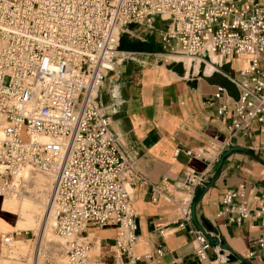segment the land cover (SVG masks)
I'll use <instances>...</instances> for the list:
<instances>
[{"label": "built area", "instance_id": "1", "mask_svg": "<svg viewBox=\"0 0 264 264\" xmlns=\"http://www.w3.org/2000/svg\"><path fill=\"white\" fill-rule=\"evenodd\" d=\"M155 16L169 22L163 38L179 45L181 56L203 61L249 57L237 76L228 75L237 96L225 97L222 86L213 94L215 100L223 98L218 116L230 114L228 140L198 156L212 149L210 160L216 162L253 121L264 131L260 0H0V197L24 168L56 176L51 209L54 228L66 241L61 264H141L164 252L162 247L137 252L140 238L127 178H146L137 172L100 101L105 77L117 66L122 32L131 23L150 25ZM181 151L177 148L176 154ZM205 180V172L186 176L178 222L182 229L193 220L195 188ZM160 195L155 186L152 200ZM243 195L241 189L227 190L222 213L233 222L253 216L264 224V195L254 208L239 201ZM109 223L118 228L115 243L106 257L93 258L87 229ZM189 232L196 255L206 259L212 246L207 233L195 226ZM13 237L6 233L0 245L10 248ZM258 248L249 255L259 252L264 258V233ZM42 252L36 249L37 258L43 254L50 262Z\"/></svg>", "mask_w": 264, "mask_h": 264}, {"label": "crops", "instance_id": "2", "mask_svg": "<svg viewBox=\"0 0 264 264\" xmlns=\"http://www.w3.org/2000/svg\"><path fill=\"white\" fill-rule=\"evenodd\" d=\"M260 2L264 6V0ZM168 24L160 16H155L150 25L129 24L120 37L117 66L100 89V101L110 113L111 128L121 135L137 172L146 178H127L140 238L137 252L155 253L158 247L164 250L162 255L154 254L141 264H264L259 252L249 255L252 250L258 251V238L264 233L260 219L251 216L233 222L228 213H222L223 196L229 189L243 190L239 201L251 208L264 195V131L260 123L253 121L233 137L216 162L210 160L212 149L204 157L197 154L228 140L230 114L218 116L223 98L215 100L213 94L222 86L225 97L237 96L238 90L228 75L237 76L248 66L249 57H212L199 62L192 59L191 64L175 59L173 56H181L179 45L163 38ZM209 101L214 102L210 105ZM232 146L242 149L232 151L218 168L221 155ZM177 148L182 149L179 154ZM190 171L205 172L206 180L195 188L196 217L182 229L178 224L182 219L180 200ZM155 186L161 192L157 201L152 200ZM2 222L0 219V228L7 229L8 224ZM191 226L220 240L218 245L212 243L204 260L195 253ZM11 232L17 235V231ZM117 233L113 223L90 224L87 234L92 249L98 248L92 257H106ZM231 254L237 256L235 260H229Z\"/></svg>", "mask_w": 264, "mask_h": 264}, {"label": "rangeland", "instance_id": "3", "mask_svg": "<svg viewBox=\"0 0 264 264\" xmlns=\"http://www.w3.org/2000/svg\"><path fill=\"white\" fill-rule=\"evenodd\" d=\"M131 56L128 55L127 58ZM4 81L8 83L9 79L5 78ZM52 184L49 176L33 171L31 178L24 182L22 187L15 186L17 189L15 193L9 191L0 197V219L2 223L8 224L7 229L0 228V231L12 233L13 230L17 231L18 235L13 233L16 249H18V259L9 260L6 250H0V253L5 255L0 259V264H61L63 262L65 239L63 240L55 233L53 221L48 225H42L41 221V219L48 218L46 204L49 201ZM22 231L24 232L21 234ZM55 246L62 248L60 249L62 252L58 255L52 250ZM38 247L50 255V262L46 263L43 254L37 258L36 249ZM93 253H98V248L92 249L91 254Z\"/></svg>", "mask_w": 264, "mask_h": 264}, {"label": "bare ground", "instance_id": "4", "mask_svg": "<svg viewBox=\"0 0 264 264\" xmlns=\"http://www.w3.org/2000/svg\"><path fill=\"white\" fill-rule=\"evenodd\" d=\"M122 53V52H121ZM173 58H175V59H183V60H185V62L186 63H190L191 64V62H192V58H189V57H184V56H180V55H177V56H173ZM213 59L214 60H217V57H215V56H213ZM195 61H197V62H199L200 61V59L199 58H196V60ZM33 171H39V172H42V173H44V174H46L47 176H49L50 178H51V180H52V187H51V193H50V197H49V201L47 202V204H46V211H47V215H48V218L46 219V218H44V219H41V221H42V225H45V224H50V223H52V221H53V224H55V214H54V212H53V210L51 209V204H52V193H53V191H54V188H55V182H56V176H54L53 174H48V173H46V172H43V171H40V170H37V169H31V168H29V167H27V168H24L21 172H19V173H17V175H15L14 176V180H13V184L11 185V190L10 191H13L14 193L17 191V189H16V187L15 186H19V187H22L23 186V183L24 182H26L27 180H29L30 178H31V175H33ZM7 193V192H6ZM18 193V192H17ZM40 196V195H39ZM42 198V197H41ZM43 198H44V196H43ZM37 201V200H36ZM52 218V220H51V218ZM53 227H54V225H53ZM54 230H55V228H54ZM55 233L60 237V238H62L63 239V237H61L56 231H55ZM6 233H0V235H1V237L3 236V235H5ZM64 240V239H63ZM16 242L14 241V237H13V240H12V242H11V247L10 248H6L4 245L3 246H1L0 245V248L4 251V250H6V255H7V258L9 259V260H17L18 258H17V256H18V249H16ZM61 245V244H60ZM56 247V246H55ZM54 247V249L52 248V250H53V252L54 253H56L57 252V255L59 254V253H61L62 251L60 250V249H62L61 247L60 248H55ZM66 248V247H65ZM58 249H59V251H58ZM64 250V249H63ZM5 255L4 254H2V252L0 253V259L1 258H3Z\"/></svg>", "mask_w": 264, "mask_h": 264}, {"label": "water", "instance_id": "5", "mask_svg": "<svg viewBox=\"0 0 264 264\" xmlns=\"http://www.w3.org/2000/svg\"><path fill=\"white\" fill-rule=\"evenodd\" d=\"M239 149H242L241 147L239 146H232L230 147L228 150H226L220 157V160H219V163H218V168H220V166L222 165L223 163V160L226 156H228L232 151L234 150H239ZM192 212H193V216L194 218L196 217V204L194 203L193 206H192ZM209 228H211L209 226ZM208 237L210 238L211 242L214 243V244H220V240L218 239L217 236H210L209 234H207ZM223 249H226V245L223 244ZM237 256L235 254H231L229 255V260H235Z\"/></svg>", "mask_w": 264, "mask_h": 264}]
</instances>
